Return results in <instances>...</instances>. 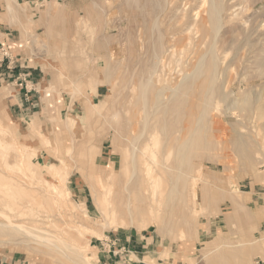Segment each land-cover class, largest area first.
I'll list each match as a JSON object with an SVG mask.
<instances>
[{
    "label": "rangeland",
    "instance_id": "374dc122",
    "mask_svg": "<svg viewBox=\"0 0 264 264\" xmlns=\"http://www.w3.org/2000/svg\"><path fill=\"white\" fill-rule=\"evenodd\" d=\"M257 260L264 0H0V264Z\"/></svg>",
    "mask_w": 264,
    "mask_h": 264
},
{
    "label": "bare ground",
    "instance_id": "6f19581e",
    "mask_svg": "<svg viewBox=\"0 0 264 264\" xmlns=\"http://www.w3.org/2000/svg\"><path fill=\"white\" fill-rule=\"evenodd\" d=\"M209 2H210V4H212L213 3V0H208ZM205 3H206V1H205ZM209 4V3H208ZM203 5H204V2H203ZM235 5V4H234ZM236 6V5H235ZM235 6H233L232 5V7L231 8H233V7H235ZM227 7V6H226ZM230 7H227L226 8V13H228V11L230 10ZM204 9V8H203ZM206 10V9H205ZM203 11V10H202ZM205 12V11H204ZM203 13V12H202ZM226 15V14H225ZM204 19V18H203ZM202 19V20H203ZM205 23V22H204ZM204 23H203V26H204ZM204 29V28H203ZM199 65V64H198ZM205 89V88H204ZM201 94H203V93H201ZM200 94V95H201ZM203 97V96H202ZM206 98V97H205ZM231 98V97H230ZM204 99V98H203ZM199 100H200V98H199ZM197 101V100H196ZM200 101H202V100H200ZM204 101V100H203ZM236 101V100H235ZM235 101H233V100H230L229 102H228V104H227V110H229V112H227L228 114H230L231 112L230 111H234L235 109H236V102ZM205 103V102H204ZM194 104V103H193ZM198 104H200V103H198ZM240 104V103H239ZM195 106V105H194ZM200 106V105H199ZM241 110L240 111H242V114L243 115H245L244 113H247L245 110H247V101H244L243 102V104L241 103ZM198 107V106H197ZM202 108H204L203 106H202ZM197 110H199V109H197ZM196 110V111H197ZM200 111V110H199ZM191 112H193V110L191 111ZM249 112V111H248ZM201 113V112H200ZM234 113H235V111H234ZM234 116V115H233ZM236 116V115H235ZM239 116V115H238ZM249 116H246V118H248ZM192 120V119H191ZM190 121V120H189ZM216 122H217V126L219 125V123H221L218 119H216L215 120ZM192 122V121H191ZM216 122H215V124H216ZM190 123V122H189ZM193 124V123H192ZM190 126H191V124H189ZM188 127V126H187ZM186 127V128H187ZM217 128V127H216ZM194 129V128H193ZM188 131V130H187ZM185 134V133H184ZM189 134V133H188ZM187 137V136H186ZM145 175H146V177L148 178V180L150 179V185H151V188H152V193H151V196H150V203L151 204H153V206H154V204L155 203H160V202H158V201H160V200H158V199H155V196H154V187H155V185L156 184H158V183H156V176L154 175V173H152V166H150L149 165V163H146V167H145ZM151 178H152V182H151ZM166 190V189H165ZM163 202V201H162ZM161 202V203H162ZM159 206V205H158ZM155 207V206H154ZM161 207V206H160Z\"/></svg>",
    "mask_w": 264,
    "mask_h": 264
},
{
    "label": "built area",
    "instance_id": "2783aa9c",
    "mask_svg": "<svg viewBox=\"0 0 264 264\" xmlns=\"http://www.w3.org/2000/svg\"><path fill=\"white\" fill-rule=\"evenodd\" d=\"M264 262H261L260 260L256 261V264H263Z\"/></svg>",
    "mask_w": 264,
    "mask_h": 264
}]
</instances>
